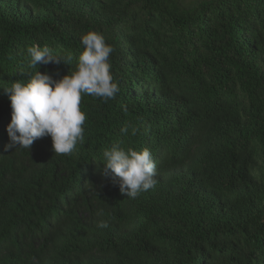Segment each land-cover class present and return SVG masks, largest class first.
Listing matches in <instances>:
<instances>
[{
    "label": "trees",
    "instance_id": "16d2710c",
    "mask_svg": "<svg viewBox=\"0 0 264 264\" xmlns=\"http://www.w3.org/2000/svg\"><path fill=\"white\" fill-rule=\"evenodd\" d=\"M89 31L120 91L82 94L70 159L50 136L6 148L0 89V264H264V0H0V88L27 82L33 44L72 55L37 65L61 79ZM114 143L151 151L153 188L104 174Z\"/></svg>",
    "mask_w": 264,
    "mask_h": 264
},
{
    "label": "clouds",
    "instance_id": "9594fccd",
    "mask_svg": "<svg viewBox=\"0 0 264 264\" xmlns=\"http://www.w3.org/2000/svg\"><path fill=\"white\" fill-rule=\"evenodd\" d=\"M80 40L83 51L75 68L58 80L48 72L41 74L37 70L38 63L70 65L72 55H54L48 46L36 44L26 48L30 58L28 67L35 71L26 74L27 82L16 80L0 88L11 107V121L6 129L10 143L6 148L18 145L29 150L35 140L50 136L54 153L70 159L77 144L84 140L86 114L80 108L82 94L105 101L116 97L120 89L114 82L110 64L114 48L97 31L82 34ZM128 130V125L121 128L125 134ZM136 131L133 128L132 134ZM102 158L104 174L110 176L128 198H136L157 183L156 164L147 148L138 151L114 143L103 150ZM97 227L107 228L108 225L99 221Z\"/></svg>",
    "mask_w": 264,
    "mask_h": 264
},
{
    "label": "rangeland",
    "instance_id": "374dc122",
    "mask_svg": "<svg viewBox=\"0 0 264 264\" xmlns=\"http://www.w3.org/2000/svg\"><path fill=\"white\" fill-rule=\"evenodd\" d=\"M187 4H192L193 2L197 1V0H184Z\"/></svg>",
    "mask_w": 264,
    "mask_h": 264
}]
</instances>
